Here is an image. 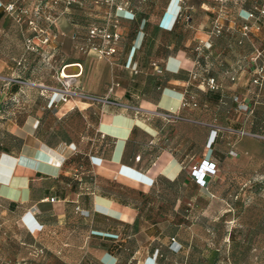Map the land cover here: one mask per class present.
<instances>
[{"label":"crops","instance_id":"0c3cea01","mask_svg":"<svg viewBox=\"0 0 264 264\" xmlns=\"http://www.w3.org/2000/svg\"><path fill=\"white\" fill-rule=\"evenodd\" d=\"M129 2L132 13H119L121 40L113 62L75 48L79 0L56 18L46 51L65 61L63 73L86 96L62 101L40 83L48 88L43 102L25 104L20 120H11L21 143L0 151V264H167L157 255L183 246L185 202L203 207L210 201L189 171L203 158L215 162L217 173L203 184L213 185L218 160L208 147L209 123L190 115L219 109V88L212 97L211 90L200 89L204 108H185L189 117L179 114L185 87L195 90L192 70L219 83V36L210 29L220 3ZM229 2L222 10L234 15L240 3ZM181 5L188 19L177 22ZM240 6L248 9V3ZM9 22L0 8V31ZM261 24L264 30V19ZM198 42L209 48L208 59L192 52ZM0 76L10 91L22 92L17 73L0 68ZM215 121L210 125L219 126ZM193 128H204L203 139L193 137ZM167 185H182L189 198L165 196ZM85 187L91 191L83 192ZM35 248L43 251L38 258L30 255Z\"/></svg>","mask_w":264,"mask_h":264},{"label":"rangeland","instance_id":"374dc122","mask_svg":"<svg viewBox=\"0 0 264 264\" xmlns=\"http://www.w3.org/2000/svg\"><path fill=\"white\" fill-rule=\"evenodd\" d=\"M79 1V31L83 32L88 24L100 22L105 8L100 0ZM229 1L219 2V23L223 26L218 35L219 109L190 115L209 123L208 147L218 160V176L213 185H206L210 201L203 207L193 206L189 199L185 202L182 213L188 218L183 220L181 231L184 244L174 253H166L167 264H264V40L261 39L264 18L243 35L241 23L250 19L240 15L241 4L237 5L234 15L222 10ZM95 5H99L98 10L104 8L102 13ZM9 21V28L0 31V68L4 74L17 73L18 85L23 90L10 91L8 79L0 76V151L14 150L21 143L11 120H20L25 104L43 102L48 88L42 87L43 91L37 84L54 88L62 101L86 96L70 77L60 75L65 61L54 55L45 57L47 51L26 50L25 38L29 35L26 23L10 18ZM206 52L210 57L209 48ZM212 91L215 90L208 91L209 97L213 96ZM189 92L197 103L189 107L197 111L204 108L200 89L195 86ZM89 98L95 101L94 97ZM189 107H182L179 115L189 117L185 110ZM216 118L219 126H211ZM215 129H219L217 139ZM192 133L198 141L203 139L205 131L193 128ZM186 189L182 185H167L163 193L188 197L191 192L187 190L186 194Z\"/></svg>","mask_w":264,"mask_h":264},{"label":"built area","instance_id":"2783aa9c","mask_svg":"<svg viewBox=\"0 0 264 264\" xmlns=\"http://www.w3.org/2000/svg\"><path fill=\"white\" fill-rule=\"evenodd\" d=\"M179 1L183 2V0ZM214 1L224 2L226 0ZM236 1L240 4L249 1V8L242 10L245 11V15L250 19V22L241 23L242 33L247 35L250 29L258 26L264 18V3L261 0ZM76 2L77 0H12L6 3L0 1V8L13 21L26 23L29 31V35L25 38L26 50L31 52L41 51L43 53L46 52V47L53 38L52 27L57 16L65 13L67 8ZM100 3L105 8L100 22L88 24L83 32L76 31L72 39L74 40L75 48L79 52L85 54L94 52L99 58L113 62L118 54V45L121 40L119 13L124 11L132 13V5H130L128 0H100ZM61 6L62 9L60 8ZM187 18V7H182L181 5L178 13V22ZM222 28L223 26L219 23L218 16L213 18L210 34L218 36ZM207 48L204 43L198 42L193 50L197 56L208 58ZM48 54L47 52L44 56L48 57ZM152 64L155 65L154 63ZM189 82L195 84L199 89L216 90L219 88V83L214 77L203 76L197 71L189 73ZM115 85L116 83H112L108 91L111 92ZM65 92L69 91L66 90ZM190 105L196 106L197 103L188 91V87H185L181 106L189 107ZM217 170L215 162L203 158L191 165L189 174L196 184L206 187V185H203L205 177L215 175ZM75 210L78 211L79 206H76ZM42 252L40 248L33 249V257H40Z\"/></svg>","mask_w":264,"mask_h":264},{"label":"trees","instance_id":"16d2710c","mask_svg":"<svg viewBox=\"0 0 264 264\" xmlns=\"http://www.w3.org/2000/svg\"><path fill=\"white\" fill-rule=\"evenodd\" d=\"M260 1V0H259ZM246 3H248V8H249V1L248 2H246ZM183 7V6H182ZM177 22H178V16H177ZM195 55H196V53H195ZM196 57H198V58H203L202 56H197L196 55ZM197 72H199L201 75H203V76H207L204 72L202 73V72H200V71H198V70H196ZM188 91H191V90H189V88H188ZM151 186H154V185H151ZM86 188V189H85ZM84 188V190H82L83 192H89V191H91V189L89 188V187H85ZM157 257L158 258H160V259H164L166 256H165V254H163V253H159L158 255H157ZM116 264H117V262H116Z\"/></svg>","mask_w":264,"mask_h":264},{"label":"bare ground","instance_id":"6f19581e","mask_svg":"<svg viewBox=\"0 0 264 264\" xmlns=\"http://www.w3.org/2000/svg\"><path fill=\"white\" fill-rule=\"evenodd\" d=\"M60 75L62 76V77H64V78H66V77H69L70 75H66L65 73H63V70H61L60 71ZM68 79V78H67Z\"/></svg>","mask_w":264,"mask_h":264}]
</instances>
